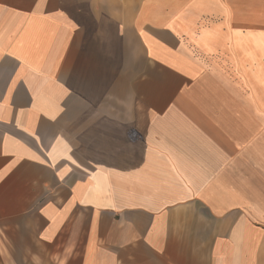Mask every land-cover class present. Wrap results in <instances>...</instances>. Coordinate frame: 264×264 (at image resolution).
<instances>
[{
    "label": "crops",
    "instance_id": "crops-1",
    "mask_svg": "<svg viewBox=\"0 0 264 264\" xmlns=\"http://www.w3.org/2000/svg\"><path fill=\"white\" fill-rule=\"evenodd\" d=\"M0 264H264V0H0Z\"/></svg>",
    "mask_w": 264,
    "mask_h": 264
}]
</instances>
